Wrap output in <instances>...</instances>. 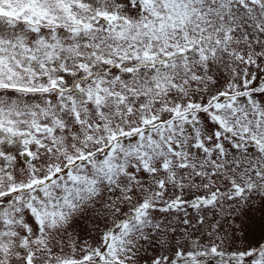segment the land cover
<instances>
[{
	"label": "snow or ice",
	"instance_id": "obj_1",
	"mask_svg": "<svg viewBox=\"0 0 264 264\" xmlns=\"http://www.w3.org/2000/svg\"><path fill=\"white\" fill-rule=\"evenodd\" d=\"M0 264H264V0H0Z\"/></svg>",
	"mask_w": 264,
	"mask_h": 264
}]
</instances>
